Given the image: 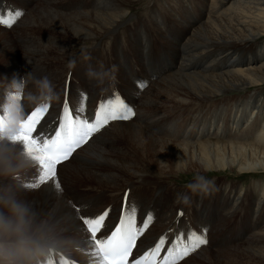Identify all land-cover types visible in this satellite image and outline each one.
Segmentation results:
<instances>
[{
	"label": "bare ground",
	"instance_id": "1",
	"mask_svg": "<svg viewBox=\"0 0 264 264\" xmlns=\"http://www.w3.org/2000/svg\"><path fill=\"white\" fill-rule=\"evenodd\" d=\"M17 2L25 16L12 27L16 35L0 25V92L16 73L52 81L59 99L39 132L55 128L66 99L75 110L81 94L87 97L81 115L89 119L115 95L135 113L110 121L57 164L61 191L51 182L24 186L38 223L53 217L61 234L76 242L72 260L90 264L78 215L110 209L108 227L98 233L104 235L127 193L126 207L140 213L138 227L146 213L154 217L138 253L161 236L169 249L181 234L185 239L206 229L207 243L177 264H264V0ZM139 4L147 7L145 17L132 11ZM232 91V100L223 97L229 101L216 106ZM191 167L207 179L210 170L236 174L216 177L207 191L188 187L195 178L181 186L170 180ZM36 173L33 165L14 179L0 177V187L15 189ZM245 175L253 178L248 185L239 179ZM76 177L85 179L83 188ZM236 225L240 231L226 238Z\"/></svg>",
	"mask_w": 264,
	"mask_h": 264
},
{
	"label": "snow or ice",
	"instance_id": "2",
	"mask_svg": "<svg viewBox=\"0 0 264 264\" xmlns=\"http://www.w3.org/2000/svg\"><path fill=\"white\" fill-rule=\"evenodd\" d=\"M22 15L20 11L0 14V25L10 28ZM137 86L143 89L147 87V82L137 81ZM86 99V95L81 94L79 106L74 112L70 110L67 99L65 100L61 115L58 117V128L51 135L36 131L49 105L34 108L31 113H27L26 119L20 125L19 133L14 137L23 145L37 169L35 177L25 187L38 188L41 184L51 182L55 190L61 191V185L56 177L57 164L67 160L77 148L85 144L109 121L128 120L135 114L129 105L115 95L107 101H102L93 118L89 120L81 115L85 111ZM74 208L79 214L80 208L78 206ZM109 212L110 209H107L92 217L78 215L83 224V231L88 237L85 243L90 264H177L179 260L207 243L206 229L204 234L189 231L186 242L181 234L163 257L160 253L166 243V236H161L151 248L139 256H133L137 239L143 235L154 219L152 213H146L143 223L138 227L135 205L122 207L119 223L110 228L107 236H98V233L108 227L105 221Z\"/></svg>",
	"mask_w": 264,
	"mask_h": 264
},
{
	"label": "clouds",
	"instance_id": "3",
	"mask_svg": "<svg viewBox=\"0 0 264 264\" xmlns=\"http://www.w3.org/2000/svg\"><path fill=\"white\" fill-rule=\"evenodd\" d=\"M58 99L47 76L16 73L7 81L0 92V177L14 179L33 166L25 148L14 137L30 109L50 105ZM211 184L212 181L198 175L188 187L207 191ZM23 192L21 183L15 189L0 187V264H71L69 257L76 242L61 234L53 217L51 222L44 219L38 223L35 203Z\"/></svg>",
	"mask_w": 264,
	"mask_h": 264
},
{
	"label": "rangeland",
	"instance_id": "4",
	"mask_svg": "<svg viewBox=\"0 0 264 264\" xmlns=\"http://www.w3.org/2000/svg\"><path fill=\"white\" fill-rule=\"evenodd\" d=\"M141 7V8H140ZM146 8V9H145ZM4 10H8V12H15V11H22L21 10V8H20V5L18 4V2H17V0H0V13H4L3 11ZM136 10V11H135ZM147 10V7H145V6H143V5H141V4H139L138 6H136V7H134L133 9H132V11L135 13V14H138L140 17H145V14H146V11ZM139 12V13H138ZM23 13V12H22ZM25 14V13H24ZM22 15L17 21H16V23H14L13 24V26L14 27H16V26H18V24L24 19L23 17L25 16V15ZM178 14L180 15L181 14V8L179 7V9H178ZM196 16V15H195ZM178 17V16H177ZM197 18H203V16L201 17V15H197ZM200 19V20H201ZM186 21V20H185ZM133 22H131V23H129L128 25H127V28L128 27H130L131 26V24H132ZM12 26V27H13ZM1 27H4V25H1ZM12 27H7V26H5V28H8V29H10L11 31L13 30L12 29ZM17 28V27H16ZM18 29V28H17ZM12 32H14V31H12ZM14 36L16 35V33L14 32V34H13ZM175 63V65L177 66L178 65V63H176V62H174ZM162 73H160L159 75H157L156 76V80L160 77V75H161ZM74 79H76V78H72V79H70L68 82L70 83V85L72 86V84L73 83H75V80ZM234 92V93H233ZM237 91H232V92H230V93H228L227 95H225V96H222L221 97V99H220V101H217V102H215V104H216V106H218V107H220V106H223L222 104H224V103H226V102H228L229 100H232L233 99V97L231 98L230 96L231 95H234V94H237L236 93ZM236 96V95H235ZM223 97H230L231 99H229L228 100V98H226L224 101H223ZM222 102V103H221ZM45 128H47V127H45ZM186 129H187V126H186ZM191 156H192V153H189V154H187L186 155V157L188 158V159H191ZM169 160V159H168ZM171 160H172V162H174L173 160L174 159H172L171 158ZM233 173V172H232ZM234 175L236 174V173H233ZM206 175H207V177H208V179L211 181V180H214L216 177H220V178H222V179H224V178H226L227 176L228 177H230V178H234V177H232V176H234V175H232L231 176V173L230 172H224V171H220V170H210V171H208L207 173H206ZM196 177V172L193 170V167H191L190 169H189V171H186V173H182V174H180L179 176H177V177H173V178H171L170 180H175V183L177 184V185H179V186H181V185H187V184H189V183H191L192 181H193V179ZM251 178V179H250ZM236 179H238V178H236ZM239 179H241L240 181L242 182V180H244V179H246L245 181H246V183H247V185H248V183H250L252 180H253V178L251 177V176H247V175H245V176H242L241 178H239ZM84 181V182H83ZM239 181V180H238ZM76 182L79 184V186H77V187H81L82 185H85L86 183H85V179L84 178H82V177H76ZM90 183V182H89ZM23 184V186H25L27 183L26 182H23L22 183ZM91 184H93V183H91ZM26 188V187H25ZM81 188H83V187H81ZM28 189V188H27ZM30 189H33V188H30ZM151 224V223H150ZM149 224V225H150ZM199 226H203V225H199ZM238 227V228H237ZM239 225H236V227L235 228H233L234 229V231H229V232H227L226 233V235H225V237L226 238H228V237H230L232 234H236L238 231H240V229H239ZM209 229L211 230V226H209Z\"/></svg>",
	"mask_w": 264,
	"mask_h": 264
}]
</instances>
